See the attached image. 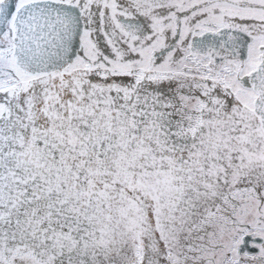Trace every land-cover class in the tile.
Returning <instances> with one entry per match:
<instances>
[{"label": "snow or ice", "instance_id": "obj_1", "mask_svg": "<svg viewBox=\"0 0 264 264\" xmlns=\"http://www.w3.org/2000/svg\"><path fill=\"white\" fill-rule=\"evenodd\" d=\"M0 264H264V0H0Z\"/></svg>", "mask_w": 264, "mask_h": 264}]
</instances>
